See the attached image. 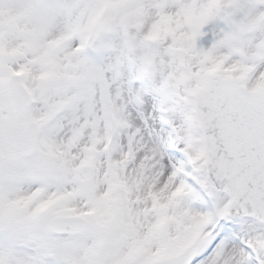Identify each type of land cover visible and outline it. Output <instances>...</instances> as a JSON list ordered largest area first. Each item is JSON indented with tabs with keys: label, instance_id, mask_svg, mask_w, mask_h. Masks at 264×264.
<instances>
[{
	"label": "snow or ice",
	"instance_id": "obj_1",
	"mask_svg": "<svg viewBox=\"0 0 264 264\" xmlns=\"http://www.w3.org/2000/svg\"><path fill=\"white\" fill-rule=\"evenodd\" d=\"M0 264H264V0H0Z\"/></svg>",
	"mask_w": 264,
	"mask_h": 264
}]
</instances>
